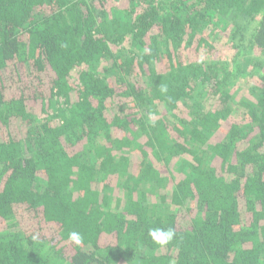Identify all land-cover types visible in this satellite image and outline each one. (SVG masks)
<instances>
[{"label":"trees","instance_id":"obj_1","mask_svg":"<svg viewBox=\"0 0 264 264\" xmlns=\"http://www.w3.org/2000/svg\"><path fill=\"white\" fill-rule=\"evenodd\" d=\"M0 264H264V0H0Z\"/></svg>","mask_w":264,"mask_h":264},{"label":"clouds","instance_id":"obj_2","mask_svg":"<svg viewBox=\"0 0 264 264\" xmlns=\"http://www.w3.org/2000/svg\"><path fill=\"white\" fill-rule=\"evenodd\" d=\"M161 91L167 92V87L162 86ZM174 235L175 233L172 228H168L167 230L161 228L149 229V236L151 239L161 246L167 245L173 239ZM32 239L36 240L38 239V236H33ZM68 239L75 245L79 246L83 241V236L76 231H71L68 234Z\"/></svg>","mask_w":264,"mask_h":264}]
</instances>
